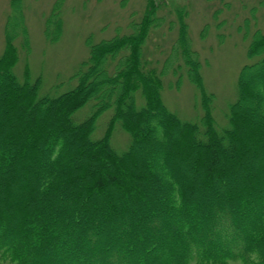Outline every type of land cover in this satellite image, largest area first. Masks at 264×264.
Here are the masks:
<instances>
[{
    "label": "trees",
    "instance_id": "1",
    "mask_svg": "<svg viewBox=\"0 0 264 264\" xmlns=\"http://www.w3.org/2000/svg\"><path fill=\"white\" fill-rule=\"evenodd\" d=\"M150 5L134 33L90 46L72 77L76 86L58 97H41L42 78L31 83L29 69L19 81L7 33L0 58V264H264V60L243 69L228 127H217L215 96L204 88V116L184 122L162 98L167 65L158 73L145 58L157 25ZM180 22L181 52L199 85ZM253 47L264 51V38ZM91 102V115L77 123L74 116ZM109 111L104 136L93 140ZM118 126L131 138L122 153L112 145ZM152 153L161 156L156 169Z\"/></svg>",
    "mask_w": 264,
    "mask_h": 264
},
{
    "label": "rangeland",
    "instance_id": "2",
    "mask_svg": "<svg viewBox=\"0 0 264 264\" xmlns=\"http://www.w3.org/2000/svg\"><path fill=\"white\" fill-rule=\"evenodd\" d=\"M149 5L154 7L152 20L157 25L150 30L144 54L150 68L158 73L168 67L167 75L162 76L167 108L184 122H198L204 116V88L215 96L217 127H228L226 114L240 96L238 83L243 69L264 60V51L255 53L253 47L264 38V0H0V58L8 51L6 37L10 32L11 45L18 53L14 72L19 81L25 82L24 73L29 69L31 83L42 78L41 97H58L76 86L72 77L89 58L90 46L134 33ZM180 21L186 26L185 44L199 64L195 70L201 77L199 85L189 77L191 68L181 52ZM13 56L8 53L6 62L13 61ZM259 71H264V66ZM261 78L259 73L254 76L257 83ZM137 99L138 104L144 102L140 95ZM92 104L74 116L77 123L91 115ZM112 115L109 111L101 116L93 140L104 136ZM130 142V136L118 126L113 132V147L122 153ZM160 157L150 154L153 169ZM189 158L186 154L185 160ZM190 168L184 163L186 173H191ZM20 242H16L19 247Z\"/></svg>",
    "mask_w": 264,
    "mask_h": 264
}]
</instances>
